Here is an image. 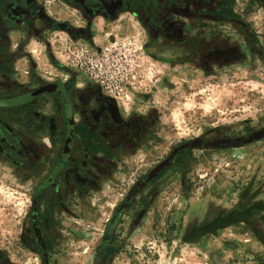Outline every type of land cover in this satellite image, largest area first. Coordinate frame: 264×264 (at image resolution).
I'll return each mask as SVG.
<instances>
[{
    "label": "flooded vegetation",
    "instance_id": "1",
    "mask_svg": "<svg viewBox=\"0 0 264 264\" xmlns=\"http://www.w3.org/2000/svg\"><path fill=\"white\" fill-rule=\"evenodd\" d=\"M118 24L138 26L160 74L128 111L132 83L107 93L54 51L65 38L66 54L106 56L99 28L111 42ZM236 68L264 74V0H0V172L28 197L21 253L0 249V264H117L153 238L208 264H264V118L180 138L154 103Z\"/></svg>",
    "mask_w": 264,
    "mask_h": 264
},
{
    "label": "rangeland",
    "instance_id": "2",
    "mask_svg": "<svg viewBox=\"0 0 264 264\" xmlns=\"http://www.w3.org/2000/svg\"><path fill=\"white\" fill-rule=\"evenodd\" d=\"M118 27L113 29L117 37L111 42L105 41L104 45L105 58L109 57L115 73L114 80L128 76L140 91L149 90L160 78L159 71L141 53L131 29L122 24ZM61 58L67 62L64 49ZM160 102L169 126L180 138L198 135L218 124L263 119L264 74L236 68L215 80L179 84L175 93H161ZM25 192L9 172H0V249L17 256L21 253V220L28 205ZM131 250L117 264H208L194 248L168 251L155 238Z\"/></svg>",
    "mask_w": 264,
    "mask_h": 264
},
{
    "label": "built area",
    "instance_id": "3",
    "mask_svg": "<svg viewBox=\"0 0 264 264\" xmlns=\"http://www.w3.org/2000/svg\"><path fill=\"white\" fill-rule=\"evenodd\" d=\"M67 53V65L84 72L89 79L100 84L107 93L114 95L127 82L131 83L128 76H125L121 80L118 79V81L114 80L115 73L108 58H105V55L96 56L83 46H72L68 48Z\"/></svg>",
    "mask_w": 264,
    "mask_h": 264
},
{
    "label": "crops",
    "instance_id": "4",
    "mask_svg": "<svg viewBox=\"0 0 264 264\" xmlns=\"http://www.w3.org/2000/svg\"><path fill=\"white\" fill-rule=\"evenodd\" d=\"M48 9L54 14L56 15L58 18H63L65 17V13L63 11L60 10V4H53L52 1H49L48 2ZM121 25V24H118L117 27ZM124 26L125 28H127L126 25H122ZM116 28V26L114 27ZM113 28V29H114ZM119 28V27H118ZM134 30L131 29L132 31V34L136 35L135 38H137V41L139 40V37L137 35H139L140 33V30H138V26L136 24H134ZM121 29V28H120ZM114 31V30H113ZM136 31V32H135ZM109 33V30L107 28H105L104 30H102V28L100 27L99 28V32H98V35H99V38H97L96 40V43L97 44H104L105 41H106V34ZM115 34V32H113ZM66 39L65 38H62L60 41L58 42H54V51L56 53V57L59 61H62V63H64V65H66V62H63V58H61V50L62 48L66 45L67 43V40L65 41ZM139 42V41H138ZM140 44V43H139ZM31 49V48H30ZM32 55L34 57V59L36 60V62L38 63L39 65V68H40V71H49V73H53L55 74L56 71L53 70V68L46 62L45 60V57L42 53L43 51V45H38L36 46V48L34 47V50H32ZM24 60H22L19 65L20 66H24ZM134 90L132 92H124L118 99L117 101L118 102H122V103H126L128 106L125 107V110L128 111V109H130V107L133 105V101L135 100V95H138V91H140L138 88H136V86H133ZM163 94L164 92L163 91H158L156 93V96L154 98V103L155 105L159 106L161 105L160 103V94ZM143 106H145L143 104ZM128 107V108H127ZM128 113V112H127Z\"/></svg>",
    "mask_w": 264,
    "mask_h": 264
},
{
    "label": "water",
    "instance_id": "5",
    "mask_svg": "<svg viewBox=\"0 0 264 264\" xmlns=\"http://www.w3.org/2000/svg\"><path fill=\"white\" fill-rule=\"evenodd\" d=\"M260 135H261V133H258V134H256L255 137L258 138V137H260Z\"/></svg>",
    "mask_w": 264,
    "mask_h": 264
}]
</instances>
